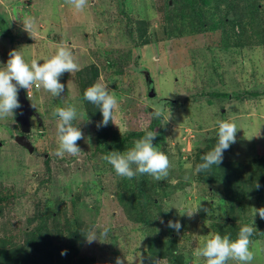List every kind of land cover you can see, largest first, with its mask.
I'll list each match as a JSON object with an SVG mask.
<instances>
[{"label":"rangeland","instance_id":"obj_1","mask_svg":"<svg viewBox=\"0 0 264 264\" xmlns=\"http://www.w3.org/2000/svg\"><path fill=\"white\" fill-rule=\"evenodd\" d=\"M166 1L88 0L85 9L76 12L65 0H0V68L13 49L21 50L29 64L33 59L43 63L61 44L72 51L80 67L61 76L65 85L61 98L43 88L29 90L34 101L28 136L35 147L32 154L15 141L20 134L19 109L0 119V237L17 241L29 217L56 210L60 222L51 224L61 227L65 241L77 226L82 227L85 238L77 244L81 262L116 264L120 257L123 264H149L147 238L157 233L174 240L188 264H205L193 253L210 233H217L218 225H235L237 231L255 220L252 264H264V220L252 209L264 207V187L256 193L253 186L258 161L264 159V26L262 31L256 26L255 36L243 37L239 47L235 37L224 38L221 30L193 33L191 25L186 30L173 28L175 24L164 20ZM245 1L252 12L259 7L264 22V0ZM26 18L36 22L34 37L24 28ZM130 32L138 42L141 39V46L131 40ZM92 66L99 70L93 84H105L119 101L116 121L122 118L119 110L127 98L165 109L153 141L171 163L165 179L156 181L147 174L122 178L102 158L117 144L97 138V123L89 120L83 103L87 87L83 80L79 83V73L85 78L89 72L85 69ZM213 91L230 97L211 98ZM253 92L261 94L252 97ZM69 105L81 113L74 125L83 132L84 138L77 142L82 153L59 158L57 118L52 112ZM218 120H231L238 130L236 142L222 159L226 172L238 173L237 183L244 188L239 187L242 194L233 198H225L219 185L212 188L210 182H201V173L195 172L199 151L218 139ZM116 127L115 136L124 140L120 152L139 140L129 137L126 127ZM186 163L192 168L186 169ZM139 184L145 188V198L132 196ZM135 198L137 207L131 206ZM141 206L151 221L148 226L137 220ZM170 220L181 223L179 232L168 227ZM104 229L107 236L101 238ZM90 232L97 237L92 242L85 236Z\"/></svg>","mask_w":264,"mask_h":264},{"label":"trees","instance_id":"obj_2","mask_svg":"<svg viewBox=\"0 0 264 264\" xmlns=\"http://www.w3.org/2000/svg\"><path fill=\"white\" fill-rule=\"evenodd\" d=\"M255 1L260 2V0ZM245 4V0H167L164 4L166 9L164 20L168 21L169 19V23L175 24L173 28H180L182 30H186V27L191 25V27H195L191 28V32L193 33L221 30L224 38L226 36L227 38L235 37L238 41L236 46L243 47V37L249 35V38L252 39L255 36L256 26L261 31L264 26L263 17L258 13L259 7H255L254 12H252ZM223 5L227 7V10H223ZM186 21L191 22V24ZM1 29L4 30L2 27ZM238 30L239 32L236 33ZM230 31L234 35H229ZM130 38L137 47L141 46V39L138 42L135 33L130 32ZM111 64L113 65L114 63ZM92 69H94L93 73ZM85 70L89 72L83 74L85 78H83L81 72L79 73V83L83 80L85 82L84 88H88L93 84L94 79L98 77L99 70L95 66ZM86 75H88L87 78ZM260 94L259 92H253L249 95L257 97ZM152 95H154L153 91L150 93V96ZM209 96L218 100L230 97L227 93L218 91L210 92ZM236 98L240 99L242 97L236 96ZM30 101L33 104L34 101L32 99ZM83 103L89 120H94L96 123L102 121V114L95 105L84 100V97ZM119 111H122V118L116 121L119 118L117 110L114 123L110 121L106 127L98 128L99 133L97 136L99 140L108 139L107 141H110L113 139L112 141L114 142L116 140L117 146L114 149L117 151H121L124 140L119 139L117 135L115 136L116 132L113 127L117 129L116 125L126 127L130 131L129 137L141 139L146 131H155L157 133L164 122V116L154 118L151 115L153 111L152 107L137 101L135 98H127L125 102L121 103ZM216 141L217 139L215 143ZM214 146L215 144H212L207 150L202 149L199 151L200 154L197 156L198 163L202 162L200 159L201 155L211 150ZM225 168L226 165L222 162L218 166L213 165L210 170L200 172L202 175L200 181L204 183L210 182L212 188L219 185L222 194L226 196L225 198H233L235 194L239 196L244 191V188L237 183L238 173L234 174L233 172V174H229ZM257 168L258 175L256 181L253 178L255 182H253V186L255 188L258 183L260 187L259 189L256 188V193H261L264 187V159L258 161ZM48 171H50L49 168ZM244 178L246 182L250 180L246 176ZM242 184L246 186L245 182ZM136 187L139 194H137V191H132V196L145 198V195H147L145 188L141 184ZM239 187L242 188L240 193H238ZM136 203L137 198L133 199L131 206L137 207ZM144 210L145 207L141 206L140 218H137V220L140 224L148 226L151 224V221L144 215ZM59 215V212L56 210L49 211V213L37 212L28 218L26 227L17 241H13L8 237H0V264H94V261L91 260L81 262L78 259L80 247L77 244L80 245L85 238L84 233L80 232L82 229L81 225H79V228L77 226V230L71 232L66 239L68 241H65V235L61 227L52 226L53 223L60 222ZM218 228L217 233L221 236L227 235L231 240L237 239L240 230V228H237L238 230L235 231V225L224 227L218 225ZM147 243V253L150 258L148 259L149 264H155L157 261H166L167 264H188V260L185 259L184 255L179 253L176 242L171 238H164V234L156 233V235H149Z\"/></svg>","mask_w":264,"mask_h":264},{"label":"clouds","instance_id":"obj_3","mask_svg":"<svg viewBox=\"0 0 264 264\" xmlns=\"http://www.w3.org/2000/svg\"><path fill=\"white\" fill-rule=\"evenodd\" d=\"M65 3L72 5L76 12H82L88 0H65ZM23 24L30 36L34 37L35 20L26 18ZM79 70V64L75 61L72 51L63 44L57 48L54 55L45 59L43 63L33 59L29 64L25 61L21 50H11L6 65L0 68V119L14 115V111L22 107L18 98L19 89L24 90L30 103L32 96L29 90L33 87L43 88L52 96L61 98V94L65 91V85L60 82L61 76L64 73L72 74ZM83 97L84 100L95 105L102 114L103 119L97 123V128L106 127L110 121L114 123L119 101L105 84L97 81L84 91ZM152 109L151 115L154 118L164 115L165 109L162 105L153 104ZM52 115L57 118L55 155L59 158H63L66 154L74 157L79 156L82 150L77 142L84 137L81 129L74 125V121L81 113L75 106L69 105L54 108ZM216 123L218 139L211 150L201 155L202 162L195 166L196 173L208 171L213 165L218 166L222 162L223 152L236 142L238 130L233 121L218 120ZM19 135L24 134L20 132ZM28 136L29 134H27ZM156 136L155 131H146L143 138L136 140L130 149L124 152L108 151L102 158L112 166L115 174L122 178L131 180L137 175L147 174L156 181L165 179L169 175L171 163L168 155L154 146L153 141ZM185 168L191 169L192 165L186 163ZM259 187L260 185L257 183L256 188L259 189ZM252 209L255 216L258 215L260 219L264 220V207ZM205 211L207 210L205 209ZM187 215L191 217L193 213L189 211ZM254 224L255 220L251 225L242 226L235 240H231L227 235L210 233L205 239L203 247H197L194 250V257L203 258L205 264H228L229 261H233L235 264H252L255 253L250 250V238L257 231ZM168 227L179 232L182 225L178 220H170ZM107 232L108 230L104 229L100 233V237H106ZM85 236L89 242L97 239L94 232ZM116 264H123V260L117 257ZM155 264H158V261Z\"/></svg>","mask_w":264,"mask_h":264},{"label":"water","instance_id":"obj_4","mask_svg":"<svg viewBox=\"0 0 264 264\" xmlns=\"http://www.w3.org/2000/svg\"><path fill=\"white\" fill-rule=\"evenodd\" d=\"M18 98L22 106L18 112V122L20 124L21 132L24 135L16 136L15 141L18 145L32 154L35 150V147L33 143L28 139L27 134H30L31 132V118L34 114L33 106L27 99V96L22 88L18 91Z\"/></svg>","mask_w":264,"mask_h":264},{"label":"flooded vegetation","instance_id":"obj_5","mask_svg":"<svg viewBox=\"0 0 264 264\" xmlns=\"http://www.w3.org/2000/svg\"><path fill=\"white\" fill-rule=\"evenodd\" d=\"M32 118H33V117H32ZM20 132H21V131H20ZM31 132H32V126H31ZM31 132H30V133H31Z\"/></svg>","mask_w":264,"mask_h":264}]
</instances>
